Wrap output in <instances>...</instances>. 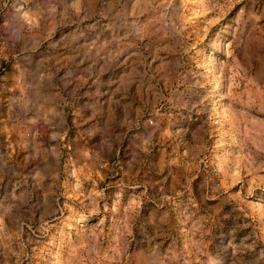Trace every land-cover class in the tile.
<instances>
[{"label":"rangeland","instance_id":"374dc122","mask_svg":"<svg viewBox=\"0 0 264 264\" xmlns=\"http://www.w3.org/2000/svg\"><path fill=\"white\" fill-rule=\"evenodd\" d=\"M0 264H264V0H0Z\"/></svg>","mask_w":264,"mask_h":264}]
</instances>
